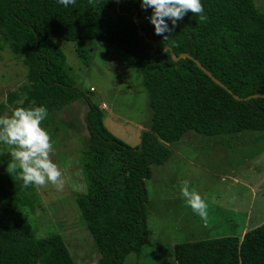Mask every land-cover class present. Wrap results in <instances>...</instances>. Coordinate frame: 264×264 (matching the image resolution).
Here are the masks:
<instances>
[{
	"label": "trees",
	"instance_id": "1",
	"mask_svg": "<svg viewBox=\"0 0 264 264\" xmlns=\"http://www.w3.org/2000/svg\"><path fill=\"white\" fill-rule=\"evenodd\" d=\"M203 8L204 19L189 12L164 40L141 0H76L67 8L57 0H0V52L10 49L23 61L29 82L15 109L43 106L52 114L83 98L89 106L90 146L81 157L86 191L75 199L100 251L95 264H124L131 253L140 259L149 238L146 180L153 166L170 159L169 143L189 131H264V98L245 100L264 95V12L255 0H219ZM53 37L75 42L85 66L87 40L134 58L152 109L139 146L108 131L100 107L70 81L66 56ZM182 53L232 93L192 59L172 58ZM19 172L0 165V264H75L61 235L37 237L25 213L28 202L20 196L35 186L24 187ZM174 251L177 264H264V224L243 238L183 242Z\"/></svg>",
	"mask_w": 264,
	"mask_h": 264
},
{
	"label": "rangeland",
	"instance_id": "2",
	"mask_svg": "<svg viewBox=\"0 0 264 264\" xmlns=\"http://www.w3.org/2000/svg\"><path fill=\"white\" fill-rule=\"evenodd\" d=\"M219 0H201L203 6ZM264 12V0H255ZM63 50L72 84L101 109L108 131L130 146H139L135 124L149 126L152 109L134 58L102 41L88 42L90 65L76 53V43L52 38ZM118 58L119 61H116ZM27 68L10 49L0 52V115L10 116L26 97ZM93 88V90H91ZM89 106L79 99L42 121L53 142L51 159L63 174L65 186L51 184L20 193L28 204L25 213L37 237L61 235L75 264H95L99 248L80 217L76 193L86 191L81 157L89 149L86 124ZM149 130V129H147ZM171 157L152 167L146 180V215L149 238L140 259L131 253L124 264H177L175 245L183 242L244 234L264 224V131L207 136L189 131L168 144ZM9 146L0 143V165L8 168ZM19 169V168H17ZM184 181L208 205L202 220L181 198Z\"/></svg>",
	"mask_w": 264,
	"mask_h": 264
},
{
	"label": "clouds",
	"instance_id": "3",
	"mask_svg": "<svg viewBox=\"0 0 264 264\" xmlns=\"http://www.w3.org/2000/svg\"><path fill=\"white\" fill-rule=\"evenodd\" d=\"M57 3L67 8L75 5L76 0H57ZM141 7L152 9L149 20L154 25L155 34L163 36L164 40L168 38L165 34H170L189 12L200 19L205 18L201 0H141ZM168 21H171V27ZM46 117L47 109L43 106L19 107L10 116H0V143L10 148L7 171L19 168L24 187L51 184L57 191H62L65 186L63 174L51 159L53 142L41 126ZM181 198L202 220H207L208 205L195 189L190 190L188 181L182 183Z\"/></svg>",
	"mask_w": 264,
	"mask_h": 264
},
{
	"label": "water",
	"instance_id": "4",
	"mask_svg": "<svg viewBox=\"0 0 264 264\" xmlns=\"http://www.w3.org/2000/svg\"><path fill=\"white\" fill-rule=\"evenodd\" d=\"M140 34L143 35V32L140 31ZM167 49H164V51H166ZM172 58L175 60V61H178L180 59H185V58H189V59H192L196 64L197 66L206 74L208 75L216 84L220 85L221 87H223L224 89L228 90L229 93H232L231 90H229L227 88L226 85H224L221 81H219L208 69H206L197 59H195L194 57H192L191 55H189L188 53H182L180 54L179 56H176L174 54H172ZM234 97L238 100H241L242 98H240L239 96L237 95H234ZM264 98V95H261V94H257V95H254V96H249L247 98H245V100H249L251 98Z\"/></svg>",
	"mask_w": 264,
	"mask_h": 264
},
{
	"label": "crops",
	"instance_id": "5",
	"mask_svg": "<svg viewBox=\"0 0 264 264\" xmlns=\"http://www.w3.org/2000/svg\"><path fill=\"white\" fill-rule=\"evenodd\" d=\"M94 41H99V40H94ZM94 41H91V40H87L86 42H85V44L87 45V43L88 42H94ZM115 60L116 61H119L118 60V58H115ZM104 104V103H103ZM101 109L103 110V109H106V108H102L101 107ZM135 127H136V130L140 133L141 132V134H142V132L143 131H146L147 129H149V126H146V125H140V124H135Z\"/></svg>",
	"mask_w": 264,
	"mask_h": 264
},
{
	"label": "built area",
	"instance_id": "6",
	"mask_svg": "<svg viewBox=\"0 0 264 264\" xmlns=\"http://www.w3.org/2000/svg\"><path fill=\"white\" fill-rule=\"evenodd\" d=\"M91 90H93V88ZM102 108H107V105L105 103L102 104Z\"/></svg>",
	"mask_w": 264,
	"mask_h": 264
}]
</instances>
